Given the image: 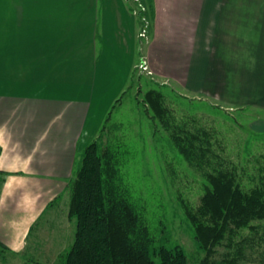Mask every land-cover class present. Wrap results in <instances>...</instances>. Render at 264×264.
Listing matches in <instances>:
<instances>
[{
	"label": "crops",
	"instance_id": "obj_1",
	"mask_svg": "<svg viewBox=\"0 0 264 264\" xmlns=\"http://www.w3.org/2000/svg\"><path fill=\"white\" fill-rule=\"evenodd\" d=\"M141 1L145 37L134 0H0V230L17 238L14 252L34 237L28 252L50 259L40 230L64 250L66 207L54 203L68 196L81 137L99 126L103 66L125 60L140 78L144 61L155 84L264 109V0ZM252 125L264 131V119Z\"/></svg>",
	"mask_w": 264,
	"mask_h": 264
},
{
	"label": "rangeland",
	"instance_id": "obj_2",
	"mask_svg": "<svg viewBox=\"0 0 264 264\" xmlns=\"http://www.w3.org/2000/svg\"><path fill=\"white\" fill-rule=\"evenodd\" d=\"M98 7L101 8V5ZM98 33L97 40L100 36V27ZM99 43L100 40L97 41V52L102 48ZM142 43L144 41L141 39L134 45L133 55L136 59L140 55L137 47H141ZM122 53L124 54L123 51ZM127 65L125 60H121L112 73L108 69L103 75L105 66L100 70L101 75L98 77L102 76L103 79L98 82L103 83L99 89L102 101L99 118L92 119V127L94 128L95 120L99 126L96 133L85 132L81 137L75 169L81 163L86 144L96 139L101 144L109 143L119 153L120 181L129 191L137 208L143 211L154 235L155 245L166 247L180 245L190 259L189 264H194L203 253L193 236V228L186 211L189 208L195 210L200 207L205 181L201 173L191 167L177 151L161 122L153 117V112L144 102V94L148 89L156 88L164 94L165 103L176 122L181 125L184 123L191 131L204 129L209 133L208 141L215 155L226 167L237 171L242 186L246 188L257 183V172L264 166V131L256 130L252 125L264 119V109L191 98L181 89L153 83L145 75L147 73L139 68L140 78L136 77L138 73L134 72L127 75ZM117 91L120 92L114 98ZM117 99H120L118 103ZM88 124L90 126V123ZM64 195L65 193L54 203L56 207L57 205L66 207L61 215L56 213L57 216L60 215L65 231L70 234L67 240L64 239L66 243L61 246L64 250L60 253L59 250L52 249L50 246L52 242L54 243V236L46 237L44 230H40L38 242H44L45 248L50 249V259L46 260L43 256L28 252L27 246L31 245L34 237H29V243L23 250L14 252L17 251V238L11 234L7 238L6 231L1 229L0 238L6 239L12 252L0 246V264L62 263L64 252L73 241L71 226L68 225L64 214L65 210L68 212V205H64L63 202L68 204V196ZM55 206H52L43 217L47 218V214L51 213ZM254 224L258 228L257 244L248 251L247 260L240 264H264V221H255ZM39 228L42 227L37 225L36 229ZM248 232L246 229L243 233ZM223 244L225 242L215 248L216 258H220L226 251Z\"/></svg>",
	"mask_w": 264,
	"mask_h": 264
},
{
	"label": "trees",
	"instance_id": "obj_3",
	"mask_svg": "<svg viewBox=\"0 0 264 264\" xmlns=\"http://www.w3.org/2000/svg\"><path fill=\"white\" fill-rule=\"evenodd\" d=\"M136 11L142 29L143 13ZM144 102L177 151L205 181L200 207L186 211L203 253L194 264L246 261L248 251L257 244L254 222L264 221V166L257 172V183L250 188L242 186L237 171L215 155L208 141L210 134L204 129L191 131L176 122L162 92L148 89ZM118 154L98 139L85 145L81 163L68 183L67 213L74 220V236L61 264H189L182 246L155 245L143 211L120 181ZM246 229L249 232L244 234ZM223 242L226 251L216 258L215 248Z\"/></svg>",
	"mask_w": 264,
	"mask_h": 264
},
{
	"label": "built area",
	"instance_id": "obj_4",
	"mask_svg": "<svg viewBox=\"0 0 264 264\" xmlns=\"http://www.w3.org/2000/svg\"><path fill=\"white\" fill-rule=\"evenodd\" d=\"M134 1L137 4L136 9L143 13L142 21H143L144 25H143V28L141 29L140 33H139V36L140 37H145L146 36V31H147V25H148V17L146 16V6L141 0H134ZM138 68L140 70L148 73V74L150 73V71H148L147 66H146L144 61L139 63Z\"/></svg>",
	"mask_w": 264,
	"mask_h": 264
}]
</instances>
